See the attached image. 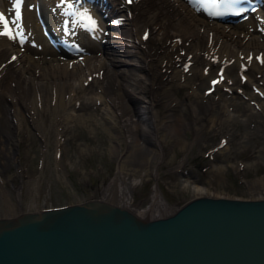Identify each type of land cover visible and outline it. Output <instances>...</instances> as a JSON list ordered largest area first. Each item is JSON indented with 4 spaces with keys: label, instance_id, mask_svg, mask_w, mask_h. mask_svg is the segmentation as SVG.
Here are the masks:
<instances>
[{
    "label": "bare ground",
    "instance_id": "obj_1",
    "mask_svg": "<svg viewBox=\"0 0 264 264\" xmlns=\"http://www.w3.org/2000/svg\"><path fill=\"white\" fill-rule=\"evenodd\" d=\"M97 1L106 13L116 11L105 22L112 23L109 18L122 15L119 21L123 23L120 27L124 34L99 21L100 34L96 39L101 41L99 47L93 39L82 38L70 28L71 40L82 42L81 58L78 53L74 57L60 45L50 44L38 30L41 22L53 31L56 27L45 13L43 1L21 0L19 19L12 13L10 0L0 4V11H6L12 29L11 34L5 32L0 20V175L15 158L14 143L19 134L38 129L40 138H47L53 133L58 149L62 141L67 142L65 131L76 124L77 118L85 123L93 120L92 111L97 104L103 106L102 123L113 129L110 136L114 142L119 145L122 141L129 150L120 157V172L127 177L147 173L151 161L162 156L164 141L168 138L172 141L175 133L187 125L194 126L197 132L202 130L203 134L211 129L220 133L228 130L231 121H236L243 130L239 142L264 135V31L257 29V24L264 26V21L257 12L250 19L236 22L210 17L190 0ZM92 19L95 21L89 18ZM17 29L21 30L19 35H27L22 42L17 40L19 35L14 32ZM122 34L123 38H119ZM131 37L133 41L128 40ZM131 44L133 49L129 48ZM98 48L102 50V58L96 53ZM198 61L202 67L195 71L192 67ZM185 62L191 63L190 66ZM238 68L244 71L237 72ZM207 75L215 79L209 87L205 82ZM249 84H255V89H250ZM238 85L243 86L244 101L231 93ZM92 87L94 96H89L90 103L84 104V92L93 90ZM215 88L217 96L211 93ZM134 98L141 102V107ZM75 104L78 109L86 105L89 112L75 109ZM50 121L52 129L48 130ZM145 122L148 147L138 136L145 129L142 125ZM166 127H172V131ZM260 129L263 132L259 133ZM236 136L233 132L227 138ZM250 149L251 154H257L256 145ZM221 168L216 166L217 170ZM2 190L7 197L5 203L13 207ZM192 191L195 195L210 194L196 183ZM157 193L155 188L150 209L143 212L128 209L140 216H146L152 208L158 212L164 205Z\"/></svg>",
    "mask_w": 264,
    "mask_h": 264
},
{
    "label": "rangeland",
    "instance_id": "obj_2",
    "mask_svg": "<svg viewBox=\"0 0 264 264\" xmlns=\"http://www.w3.org/2000/svg\"><path fill=\"white\" fill-rule=\"evenodd\" d=\"M3 1L1 0L0 4ZM47 1L48 5L51 0ZM257 15L264 19V9L259 10ZM258 27L264 29V26L260 24L257 25ZM38 30L40 31V28ZM90 37L101 47V41L95 40L93 36ZM129 48L133 49V47ZM96 53L101 55L99 58H102L100 48ZM185 64L189 67L191 63L185 62ZM199 67L202 65L198 61L192 69L196 71ZM236 71L243 72L244 69L238 68ZM136 73L140 72L136 69ZM209 79V75H207L205 82L208 87L213 85ZM254 85L249 84L248 87L255 89ZM243 86L238 85L237 88L231 90L233 96L242 97ZM92 89L84 92V104H89L91 101L89 96H94L95 88L92 87ZM211 93H215L217 96V89H213ZM133 100L138 106L141 105L137 98ZM241 100L244 101L243 97ZM247 101L249 102V100ZM77 105H74L75 109L89 112L86 105L79 109ZM92 107L93 105L90 109ZM102 109L103 106L100 107L97 104V108L92 111L94 112L92 121L88 123L87 120L85 123L77 118L76 124L65 131V135L68 137L67 142L66 140L62 141L58 148L59 151L62 150V157L56 148L58 145L54 143L56 135L53 133L51 137L41 136L40 138V130L36 129L32 130L33 134L24 131L18 135L19 139L14 143L16 160L14 158L8 168H3L0 175V216L86 198H103L136 212H143L151 206L155 188L164 208L158 212L152 208L149 213H146V216H162L170 213L184 200L194 196L192 186L195 183L203 186L213 195L264 196V135L262 137L258 135L259 138L253 137L251 140H240V143L239 135L243 133V130L236 121H231L228 124V130L220 131V133L211 129L203 134L202 130L197 132L194 126L187 125L178 131L177 135L175 133L172 141L169 140L170 138L164 141L163 157L151 161L152 167L147 173L143 171L140 176L127 177L123 172H120L122 162L120 157L126 156L129 150L122 141L117 145L110 136L113 129L104 122L102 123L100 114ZM48 125V130L52 129L51 121ZM142 125L145 127V129L143 128L145 131L139 129L138 136H140V141H143V144L148 147L150 141L147 138V122ZM171 128L166 127L165 129L170 131ZM233 132L237 136L232 139L227 138V135ZM261 132H263L262 129L259 133ZM253 145L258 148L257 154L250 153V147ZM57 151L58 153H56ZM57 154L59 158H57ZM143 154L145 155V153L141 155L143 156ZM217 165H221L222 168L217 170ZM257 181H261L259 187H255ZM2 189L6 191L13 207L9 208L5 203L7 197Z\"/></svg>",
    "mask_w": 264,
    "mask_h": 264
},
{
    "label": "water",
    "instance_id": "obj_3",
    "mask_svg": "<svg viewBox=\"0 0 264 264\" xmlns=\"http://www.w3.org/2000/svg\"><path fill=\"white\" fill-rule=\"evenodd\" d=\"M0 264H264V196L140 216L103 198L0 216Z\"/></svg>",
    "mask_w": 264,
    "mask_h": 264
}]
</instances>
